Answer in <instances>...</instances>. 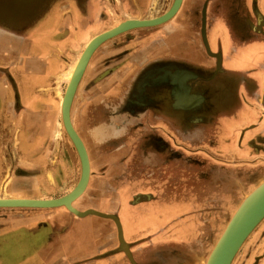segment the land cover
<instances>
[{
  "label": "rangeland",
  "instance_id": "374dc122",
  "mask_svg": "<svg viewBox=\"0 0 264 264\" xmlns=\"http://www.w3.org/2000/svg\"><path fill=\"white\" fill-rule=\"evenodd\" d=\"M27 1L31 4L33 2L42 5L46 4L48 0ZM52 1L50 0L49 3ZM113 1L115 2V0H106L110 10L108 9V15L105 16L107 23L105 27L97 29L93 26L94 23L90 22V27H88L90 29H87L88 31L82 37L81 42L83 43L77 45L73 53H67L65 72L58 73L53 79L54 81L52 80V89L49 94L56 96L58 100L65 92L68 84L67 74L76 65L82 53L81 50L85 46V39L109 30L121 22V19L116 16L117 12H113ZM172 2L173 0H154L148 15L150 19L164 14ZM0 4H12L13 6L15 3L12 0L10 3L0 0ZM205 5L206 26L208 25L207 19L221 20L224 17L223 10L219 14L208 15L209 0H183L180 10L171 20L158 26L127 31L133 32V34L127 35L128 33L125 32L114 39L112 38L111 42L119 44L117 50L122 53L121 58L140 53V60L137 62L147 60L146 63L142 62L139 65L135 72L137 75L142 70L150 74L157 73L159 69L168 68L169 63L175 66H173L175 71L181 67L180 64H185L186 67L197 66L208 73V67L216 63L217 60L206 52L201 38L202 11ZM21 15L20 13V17L17 19L18 13L13 12L16 22L28 21L32 16L35 19L38 13L35 12L26 17L22 15L25 17H23L24 19H21ZM128 15L129 17L135 16L134 13L125 16ZM113 18H115V22H113ZM206 33L209 42L207 27ZM155 39H162L169 45L164 50L160 46L155 47L156 49L151 45L146 47V42L152 43V40ZM196 42L200 43L201 51ZM104 48H100L97 52L100 55L104 52L107 53ZM176 48H179L178 56ZM211 51L214 50L211 49ZM218 51L213 53L221 54L220 71L224 72V58L220 52L221 49ZM155 53L158 54L155 55ZM154 56L158 57L155 59ZM202 57L208 58L211 64L208 65V61ZM129 60L104 62L98 57L92 61L91 71L89 74L84 73L73 100L71 114L74 123H78L79 120L81 123L82 115L88 113L89 109H84L82 106L88 103L87 97L90 94L97 92L98 83L104 82L105 77L114 71L131 66L132 63ZM254 62L257 61L254 60ZM166 63L168 66H161ZM95 70H99L97 73L98 76L100 75L99 77L95 74L90 75ZM124 70L126 69L121 71ZM180 71L184 73H173V77H177L182 89L187 90L195 83L192 77L194 75L185 74L187 71H183L181 68ZM128 72L127 70L122 72L118 84L104 93L106 99L102 106L106 105V107L90 111L93 121L104 118L105 125L108 127L94 124L89 128L86 126L83 132L85 136H88L89 131L96 136V138H87L89 145L95 139L96 141H105L97 148L100 152L106 150L112 152L120 148L126 152L114 162V165L106 166V169L108 167L116 172V183L112 185L110 179V183L99 184L93 175L101 176L100 179H102L104 173L91 171L88 189L74 202V207L79 211L97 210L101 207L100 201L102 202L104 199L108 198L106 201L109 204L112 203V199L117 202L121 189L133 191L132 195L127 196L128 199L122 194L124 203L119 210V217L124 228L125 239L130 240V233L135 234V237L131 238L132 241L127 243L136 264H204L241 201L264 180V149L253 151L251 154H261L262 157L252 160L235 148V151L230 150L233 148L234 141L233 135L229 132L228 122L225 120L227 112L224 110H218L213 115L192 116L185 114V118L180 112L175 117L172 115L164 117L163 124L155 116H146L147 118L143 120L144 118L140 115L138 116L140 119H136L138 117L135 119L141 123L128 124L107 117L112 107L122 101L129 100L131 89L140 85L134 83L136 76L127 79ZM202 81L203 83L211 82V80ZM192 92L186 96L197 98L198 93ZM184 93L182 95L185 96ZM235 93L238 97V92L235 91ZM93 103H96V100H93ZM50 117L49 126L42 130V136L39 137L41 141L37 142L39 146L36 148L37 151L40 147H44L38 153H36L37 151L31 152L33 142L26 141L25 138H28L29 134L22 135L21 132L20 154L15 151V148L6 151L7 155L2 158V167L5 171L2 183H0V198H59L77 184L81 173L80 160L64 130L60 108L54 116L50 115ZM137 127L142 129H137ZM109 132L110 135H108ZM144 140H146L145 148L149 151L145 155L139 152L143 147ZM109 142L113 146L104 149V145ZM150 142L161 143L164 150L159 152L153 150L155 147H151ZM27 148L28 151H25ZM230 151L234 152L236 157L228 155L227 153ZM96 154L94 151H90L89 156L95 164L99 159ZM120 169L122 174L117 173ZM110 178H112V174ZM127 201L132 203L133 207H129ZM106 207L111 208V214L118 216L116 206L107 205ZM50 214L64 215L65 219L66 217L71 219L75 227L82 230L86 241L89 240L97 250L102 244H108L99 253H88L83 256V259L75 261L73 264H103L104 261V264H131L125 253L119 249L116 226L110 219L96 216L79 218L65 208H1L0 221L3 223L0 224V229L11 230L12 227L20 225L17 228L24 235L25 230H31L30 227L35 225L36 219ZM21 234L20 236H22ZM22 245L20 243V248ZM232 264H264V219L248 236Z\"/></svg>",
  "mask_w": 264,
  "mask_h": 264
},
{
  "label": "crops",
  "instance_id": "0c3cea01",
  "mask_svg": "<svg viewBox=\"0 0 264 264\" xmlns=\"http://www.w3.org/2000/svg\"><path fill=\"white\" fill-rule=\"evenodd\" d=\"M3 1L11 2V0ZM49 1L42 4L44 7L39 10H36L38 4L33 2L31 4L27 0H12L15 3L13 6L12 4H0V183H2L1 180L5 171L2 167V158L7 155L5 154L6 151L15 148V151L20 154V132L22 135L24 133L29 134L28 138L25 137L26 141L33 142L31 152H36V148L39 147L37 142L41 141L39 137L42 136V130L49 126L50 115L54 116L59 108L61 110V97L58 100L56 96L49 93L52 89V80L58 73L65 72L67 53H73L77 45L83 43L81 42L83 32L86 34L90 29H88L90 22L94 23L93 26L97 29L98 27L103 29L107 24L105 16L108 15L107 11L110 9L107 7L106 0H53L50 3ZM258 1L260 6L257 10L249 7L246 10H238L236 7L230 8L224 10V17L221 20L211 18L206 26L209 30V44L212 46L210 47L214 50L215 45L221 44L222 46L223 68L227 71V75L231 74L240 80H238L240 84L236 87L238 103L232 104L233 106L226 111L225 120L228 122L230 134L233 135V148L230 150L235 148L241 154L248 156L249 160L261 159V154L251 153L256 149H264V0ZM152 2L154 0H115L112 2V7L114 8L113 12H117L116 16L121 19V22L128 19H150L148 15L153 6ZM54 3H56L55 6ZM13 12L18 13L17 19L20 17V13L25 17L35 12L39 15L35 19L32 16L30 20L18 23ZM131 13H134L135 16H125ZM243 14L246 15L245 20L250 27L245 31L242 29ZM22 15L21 19H24L25 17ZM113 22H115V18H113ZM127 33V35L133 34V32ZM93 37L85 39V46ZM111 41L112 39L104 42L94 52L85 74L90 73L92 61L98 57L104 62L120 60L125 62L130 59L132 65L114 71L105 77L104 82L98 83L97 92L90 94L87 97L88 103L82 106L84 109H89L88 113L82 115L81 123L80 120L78 123L72 122L83 140L89 156L90 151H94L99 158L98 163L95 164L89 157L91 171L104 173L102 179H100L101 176L93 175L94 179L99 184L112 181L113 185L116 183V172L108 169V167L106 169V166L114 165V162L126 152L122 148L112 152L109 150L100 152L97 148L105 141L101 142L95 139L89 145L87 138H96V136L90 131L88 136H85L83 132L86 126L89 128L90 125L105 124V121L101 119L93 121L90 111L106 107V105L102 106L105 102L104 99H106L104 93L118 84L122 72L129 71L127 73L128 80L136 76L134 83L139 85L140 74L137 75L135 72L139 65L142 62L146 63L147 60L137 62L140 60V53L121 58L122 53L117 50L119 44L116 45L115 42ZM152 41V43L146 42V47L151 45L156 49L155 47L160 46L164 50L169 45L162 39ZM196 43L201 51L200 43ZM103 47L107 53L104 52L100 55L98 50ZM176 49L178 56L179 48ZM157 54L155 53V55ZM157 57L154 56L153 58L156 59ZM202 58L208 61V65L211 64L208 58ZM148 62L151 61L148 60ZM123 69L126 70L121 71ZM98 71L95 70L90 75L95 74L99 77ZM93 100H96V103H93ZM110 143L104 145V149L113 146ZM243 144L245 145L243 146ZM42 148L44 147H40L39 150ZM25 151H28V148ZM227 154L233 158L236 157L234 152L230 151ZM103 168L105 169L103 170ZM117 173L122 174L121 169ZM111 174L112 178H110ZM120 191L117 202L113 201L111 204L100 202L101 207L97 210L109 214L111 208L106 206H116L119 217V210L124 203L122 202V194L128 199L134 193L125 189ZM126 203L129 207L132 206L129 201ZM58 214H50L36 219V226L30 227L31 230H25L24 235L17 228L20 225L12 227L11 230L0 229V264H73L75 261L83 259V256L88 253H99L101 249L108 246V244H102L97 250L90 244L89 240L86 241L82 230L77 229L71 219L67 217L65 219L64 215ZM39 222L41 223L38 224ZM2 223L0 221V224ZM148 230L152 231L153 229ZM130 235V240H126L127 242H131V238L135 237L133 233ZM91 240L93 241V239ZM20 243L23 244L22 249Z\"/></svg>",
  "mask_w": 264,
  "mask_h": 264
},
{
  "label": "water",
  "instance_id": "95a60500",
  "mask_svg": "<svg viewBox=\"0 0 264 264\" xmlns=\"http://www.w3.org/2000/svg\"><path fill=\"white\" fill-rule=\"evenodd\" d=\"M183 0H173L170 8L164 14L152 19H128L120 22L117 26L101 32L94 36L82 51L76 65L74 66L72 76L66 86L61 101V118L64 130L71 140L80 160L81 173L77 184L65 195L59 198L35 199V198H0L1 208H33L50 209L65 208L71 214L84 218L87 216H96L102 219H110L115 223L119 241V249L125 253L131 264H136L129 244L125 241L123 227L117 215L103 213L94 209L79 211L74 207V202L79 199L87 190L90 177L91 165L89 154L83 140L76 131L72 122V104L77 89L86 71L89 61L94 52L104 42L121 35L127 31L137 28H148L161 25L171 20L179 11ZM201 38L206 52L216 58L217 71L221 68V54H215L211 51L206 33V5L202 11L201 20ZM162 67L168 64L161 65ZM187 66V65H186ZM181 68L183 71L191 72L196 78L201 80H212L214 75L197 66H188ZM215 72V75L217 73ZM264 219V180L260 182L249 194L241 201L226 227L212 248L204 264H232L236 254L239 252L248 236Z\"/></svg>",
  "mask_w": 264,
  "mask_h": 264
},
{
  "label": "flooded vegetation",
  "instance_id": "af4514ba",
  "mask_svg": "<svg viewBox=\"0 0 264 264\" xmlns=\"http://www.w3.org/2000/svg\"><path fill=\"white\" fill-rule=\"evenodd\" d=\"M259 3L258 0H209L208 15H214V13L219 14L221 10L224 12V10L234 7L238 10H246L248 7L257 10L260 6ZM41 7L43 8L44 6L38 5L36 10L41 9ZM242 18L244 19L242 29L244 31L250 29L248 22L245 20L246 15L243 14ZM207 20L209 22V19ZM218 49H222L221 44L219 46L215 45L213 52H219ZM220 52L223 56V52ZM180 65L181 67L179 65L177 66L180 68L185 67V64ZM173 66L174 65L169 63L168 68L159 69L157 70V73L153 74L142 70L138 82L140 85L131 89V98L112 107L109 110L107 117L128 124L132 122L140 123L141 121L136 120L140 119V117L145 120L148 116H155L160 119V122L163 124V120H165L164 117H167L168 115L175 117L177 113L180 112H182V117L184 118L185 114L192 116H198L201 114L213 115L214 113H217L218 110H224L226 112L233 106L232 104L235 105L238 103L239 99L236 97L235 91L236 87L240 84V80L233 77L231 74L227 75V71L225 70L224 72L219 70L215 75L216 63H213L207 69L210 75H214L211 82L203 83L199 78L192 76L195 83L187 90L182 89L180 80L177 77H173V73L177 72L179 74L184 72L180 71L179 67V69L177 68L178 70L175 71ZM185 74L192 75L191 72H185ZM192 91L198 93L197 98L186 96L188 93H193ZM183 93L185 96L182 95ZM169 99L171 101L170 103ZM186 123L188 122L186 121ZM103 127L108 126L105 125ZM137 129L141 130L142 128L137 127ZM108 135H110V132ZM145 141L146 140L143 141V147L139 150L143 155L149 152L147 148H145ZM150 146L155 147L153 150H156L157 152L164 150L161 143L154 144L153 142H150ZM142 149L144 150L142 151ZM106 200H108V198L104 199L102 202L106 203ZM113 201H115V199H112V202Z\"/></svg>",
  "mask_w": 264,
  "mask_h": 264
},
{
  "label": "bare ground",
  "instance_id": "6f19581e",
  "mask_svg": "<svg viewBox=\"0 0 264 264\" xmlns=\"http://www.w3.org/2000/svg\"><path fill=\"white\" fill-rule=\"evenodd\" d=\"M180 10V9H179ZM85 34V32H83V35ZM80 57V56H79ZM74 69V68H73ZM73 69H72V71L71 72H69V74H67V79H68V82H69V80H70V78H71V76H72V72H73ZM76 94H77V92H76ZM61 99H62V97H61ZM125 238V237H124ZM125 241H126V239H125ZM127 242V241H126Z\"/></svg>",
  "mask_w": 264,
  "mask_h": 264
}]
</instances>
